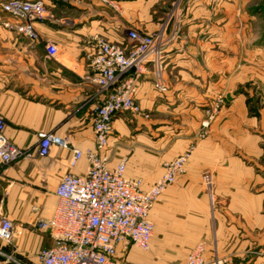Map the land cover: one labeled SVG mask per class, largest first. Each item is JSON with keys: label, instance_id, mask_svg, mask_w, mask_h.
Returning <instances> with one entry per match:
<instances>
[{"label": "crops", "instance_id": "obj_1", "mask_svg": "<svg viewBox=\"0 0 264 264\" xmlns=\"http://www.w3.org/2000/svg\"><path fill=\"white\" fill-rule=\"evenodd\" d=\"M232 1L108 0L110 6L102 0H45L48 18L35 24L38 39L33 42L16 34L13 20L0 13L3 135L29 155L0 165V215L14 230L11 244L2 246L14 261L0 257V264H36L38 253L53 246L36 224L51 217L61 179L87 170L85 159L69 167V150L52 147L44 158L37 150L39 133L68 139L82 150L94 147L93 110L104 94L80 79L89 71L93 38L123 44L127 30L153 34L175 2L180 5L179 36L164 59L165 90L156 89L149 74L138 82L135 100L141 114L113 119L109 167L124 160L125 176L142 180L147 188L164 174L165 164L195 147L184 172L150 211L149 250L119 246L116 259L120 264H183L203 243L207 258L216 252L231 262L264 264V237H257L264 227V176L255 171L262 150L244 89L251 83L261 87L263 77L257 67L237 60L240 48L232 43L245 41L248 34V22L240 16L248 0ZM232 4L242 20L235 18ZM47 43L57 49L52 59L46 57ZM221 95L226 100L222 115L196 142L204 108ZM207 172L214 180L213 207L202 184ZM253 244L260 246V256L249 262L246 253Z\"/></svg>", "mask_w": 264, "mask_h": 264}, {"label": "built area", "instance_id": "obj_2", "mask_svg": "<svg viewBox=\"0 0 264 264\" xmlns=\"http://www.w3.org/2000/svg\"><path fill=\"white\" fill-rule=\"evenodd\" d=\"M45 0H11L0 5V13L13 20L12 30L36 41L35 24L48 18ZM50 2H75L82 0H48ZM110 4L108 0H102ZM179 9H170L161 28L146 34L127 30L125 43L117 44L102 36L93 38V53L89 58V71L81 83L96 87L104 97L93 110L94 147L82 150L70 145L68 139L50 133H39L37 155L47 157L52 147L69 150V167L74 168L85 159L88 166L84 175L67 173L55 190L57 203L51 217L39 221L36 228L47 232L53 246L41 250L36 264H120L117 249L135 247L148 251L153 236L150 211L176 177L185 170L191 150L164 165V174L151 186L144 187L142 180L125 176V161L110 168L109 142L113 119L121 113L141 114L135 100L138 82L149 74L153 85L165 90L162 80L167 49L179 36ZM46 57L54 58L56 47L47 43ZM221 99L204 108L202 133H207L211 123L221 112ZM147 118V115H144ZM4 122L0 117V165L29 157L3 135ZM202 184L211 189V177L204 174ZM14 236L11 222L0 215V257L14 261L2 249L10 245ZM183 264H242L219 258L216 252L206 257L203 243L195 246Z\"/></svg>", "mask_w": 264, "mask_h": 264}, {"label": "rangeland", "instance_id": "obj_3", "mask_svg": "<svg viewBox=\"0 0 264 264\" xmlns=\"http://www.w3.org/2000/svg\"><path fill=\"white\" fill-rule=\"evenodd\" d=\"M231 2H233L231 0ZM241 3V0H237V3ZM234 3V2H233ZM242 4V3H241ZM235 8V18L238 20L239 17L246 18L248 24H247V32L248 36L246 35L245 41L243 38L242 40L235 41L232 44H235L237 47H239V53L240 55L237 56V60L239 63H241L243 66L249 67V66H255L259 69V71L262 73V84L260 88L251 85L246 84L245 89V97H246V106L248 110V115L250 118H253L257 125L252 129L255 136H257L260 140L259 146L262 150L260 158L256 161L258 163L259 167L256 168V173L259 175L264 176V0H248L245 4H242V7L240 8V16L238 14L239 10L238 5L235 6L232 4ZM173 7H176L180 10V5L175 2ZM232 6V7H233ZM234 12V11H233ZM234 14V13H233ZM244 16V17H242ZM237 29V28H236ZM240 29H243V25L240 27ZM221 99V112L220 114L214 119V121L211 123L208 131H210V128L214 122H216L220 116L222 115L223 109L226 107V100L224 96H216L213 101H216L217 99ZM212 101V102H213ZM201 125V123H200ZM207 133H202L201 126L196 133V142L199 140H204V138L207 137ZM195 147V145H192V147L189 149L192 151V149ZM206 174H209L208 172ZM203 177V176H202ZM211 189L208 190L206 187V193L208 195V198L214 201V180L211 176ZM204 186V185H203ZM212 202V201H211ZM215 202H212V207L214 206ZM264 211V209H263ZM264 227L262 231L259 232L258 238L260 235L264 237ZM260 239V238H259ZM264 239L262 240V242ZM260 246L252 245L251 249L246 253L247 261L251 262L258 256H260L259 252ZM250 259V260H249Z\"/></svg>", "mask_w": 264, "mask_h": 264}, {"label": "trees", "instance_id": "obj_4", "mask_svg": "<svg viewBox=\"0 0 264 264\" xmlns=\"http://www.w3.org/2000/svg\"><path fill=\"white\" fill-rule=\"evenodd\" d=\"M52 3H57V2H52Z\"/></svg>", "mask_w": 264, "mask_h": 264}]
</instances>
